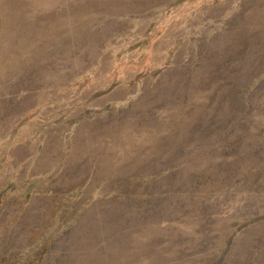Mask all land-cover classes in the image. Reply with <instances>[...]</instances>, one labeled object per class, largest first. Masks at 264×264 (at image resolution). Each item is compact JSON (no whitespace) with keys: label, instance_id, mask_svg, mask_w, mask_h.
<instances>
[{"label":"rangeland","instance_id":"rangeland-1","mask_svg":"<svg viewBox=\"0 0 264 264\" xmlns=\"http://www.w3.org/2000/svg\"><path fill=\"white\" fill-rule=\"evenodd\" d=\"M0 264H264V0H0Z\"/></svg>","mask_w":264,"mask_h":264}]
</instances>
